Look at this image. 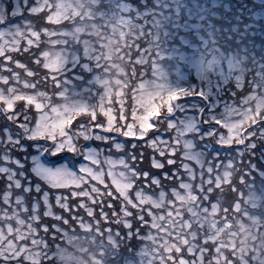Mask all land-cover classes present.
I'll list each match as a JSON object with an SVG mask.
<instances>
[{
    "label": "snow or ice",
    "instance_id": "snow-or-ice-1",
    "mask_svg": "<svg viewBox=\"0 0 264 264\" xmlns=\"http://www.w3.org/2000/svg\"><path fill=\"white\" fill-rule=\"evenodd\" d=\"M257 18L226 0H0V264H264Z\"/></svg>",
    "mask_w": 264,
    "mask_h": 264
},
{
    "label": "rangeland",
    "instance_id": "rangeland-1",
    "mask_svg": "<svg viewBox=\"0 0 264 264\" xmlns=\"http://www.w3.org/2000/svg\"><path fill=\"white\" fill-rule=\"evenodd\" d=\"M254 2H257V3H259V0H253ZM233 2V1H232ZM237 2H239V3H241V2H243L244 3V1L243 0H237ZM244 4H246V3H244ZM249 8H251L252 9V7L251 6H248ZM252 11L253 12H255V13H257L258 14V18L256 19V24L257 25H264V14H262V13H264V10L262 11H258V10H255V9H252ZM141 42H143V41H141ZM163 63V62H162ZM13 66L15 67V65L13 64ZM148 70H149V72L147 73V75H148V77H150V75H151V69H150V66L148 67ZM181 70H182V72H184L185 74H187L188 73V69L187 68H181ZM15 71H17V72H20V73H23V70L22 69H16ZM0 74H2V75H10V73H2V72H0ZM191 78H193L192 80H195V75H194V73L191 75ZM22 79H26V78H22ZM22 87V86H21ZM126 103L128 104V111H129V116H128V118H129V120L131 119V104H132V102H131V94H129V97H128V100L126 101ZM221 131H223V132H225V134H226V129H221ZM150 152H151V149H148ZM61 163H65V161H61ZM195 169H196V171H199V168H197L196 166H195V164H194V162H189ZM51 166H56V165H51ZM105 177L107 178V176L105 175ZM109 183H110V181H109ZM0 184H2V181H0ZM225 188L227 189V191L225 192V193H221L220 195H221V203H223V200L224 201H229L230 199H231V191L227 188V186H225ZM78 199H80V198H78ZM86 199V198H85ZM54 202V201H53ZM23 215V214H22ZM84 216H87V214L86 213H84ZM48 220H49V222H52L51 221V218H48ZM3 222H0V224H2ZM12 223H13V225H14V221H12ZM61 243V246L62 247H64V248H66V250H67V252L69 253V254H71L72 256H75V257H82L83 259H85V260H87V254L86 253H80V252H78L77 250H76V248H74L72 245H66V244H64L62 241L60 242ZM78 244H81V245H84V244H82L81 243V241H78L77 242ZM70 264H72V262L70 261Z\"/></svg>",
    "mask_w": 264,
    "mask_h": 264
},
{
    "label": "trees",
    "instance_id": "trees-1",
    "mask_svg": "<svg viewBox=\"0 0 264 264\" xmlns=\"http://www.w3.org/2000/svg\"><path fill=\"white\" fill-rule=\"evenodd\" d=\"M227 2H229V3H231V4H236V5H238L239 4V2H237V0H226ZM233 1V2H232ZM244 1V3H246V5H251L252 6V9H255V10H264V9H261L260 7H259V3H257V2H254L253 0H243ZM256 5L255 7H253V5ZM141 44L143 45L144 44V42H141ZM17 58L18 59H20L22 62H26L27 61V58H26V56H22V55H19V54H17ZM14 70H16V68L13 66V64L12 65H10ZM6 71H3L2 73H5ZM6 73H8V72H6ZM21 77L22 78H26V79H28L26 76H24L23 75V73H21ZM75 123V122H74ZM82 144H84V143H86V142H84L83 140H81L80 141ZM197 143L199 144V141H197ZM218 147V146H217ZM147 151L148 152H150L148 149H147ZM55 159V158H54ZM61 161H64V160H59V161H57V163L59 164ZM150 166V165H149ZM105 179L107 180V178L105 177ZM230 190V189H229ZM80 211V213L81 214H83L84 215V213H83V210H79ZM84 218L85 219H88V217L87 216H84ZM115 227V226H114ZM76 231H77V233H80V230L77 228L76 229ZM81 235H82V233H80ZM81 243L82 244H87L88 242L87 241H81ZM89 246V249L91 250V245H88Z\"/></svg>",
    "mask_w": 264,
    "mask_h": 264
}]
</instances>
